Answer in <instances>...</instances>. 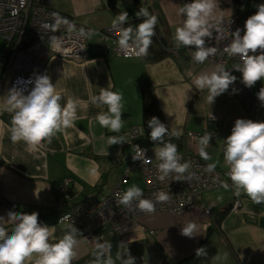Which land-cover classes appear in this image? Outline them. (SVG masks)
<instances>
[{
	"label": "crops",
	"instance_id": "obj_1",
	"mask_svg": "<svg viewBox=\"0 0 264 264\" xmlns=\"http://www.w3.org/2000/svg\"><path fill=\"white\" fill-rule=\"evenodd\" d=\"M50 1L54 11L91 30L87 46L89 59L83 63L57 58L47 47L39 54L42 74L48 75L54 83L61 95V105L68 98L78 101L77 119L71 127L56 132L38 145H28L22 140L14 143L10 139L13 113L4 100L1 101L8 89L0 92V216L7 219L8 211L38 212L39 221L54 226L53 237L59 238L68 230V224L59 223L61 212L54 194L61 184L70 183L73 203L109 195L118 188L124 193L123 186L130 180L131 164L130 161L125 163L131 147L125 134L142 125L139 116L146 81L153 86L167 127L183 137L184 150L190 151L188 132L215 134L206 148L210 159L200 157L207 163H215L216 169L223 173L229 171L224 160V140L231 134L236 119H250V116L229 90L210 104L207 90H197L192 83L195 76L211 72L216 65L207 61L195 63L191 59L193 49L177 48L174 42L175 30L184 20L179 9L191 0H146L144 6L158 9L162 18L159 28L169 54L152 65H143L137 58H123L111 39L105 37V29L113 27L115 19L107 7L108 0ZM115 1L120 9H134L133 0ZM234 14L232 0H216L211 21ZM225 69L242 82L232 65ZM109 87L123 96V126L119 133L98 124L95 117L107 111V106L97 107L90 99L98 95L101 88ZM109 136H123L126 142L110 146ZM90 168L96 169L95 175L90 174ZM144 187L145 180L141 190ZM239 198L242 207L238 211L225 210L235 199L232 190L229 187L227 192L214 190L204 195L203 204L196 210L177 216L144 217L124 234L103 227L95 232L96 238H99L98 243L111 244L106 255L111 256L114 264H121L117 256L124 258L126 249L135 258V264H264V203L257 204L243 193ZM205 209L211 210L210 216L205 214ZM219 214L226 216L217 225ZM189 223L193 225L191 237L181 234L182 227ZM5 227L10 231L12 225ZM151 232L154 236H149ZM76 239L72 264H93L97 247L84 239ZM200 248L205 251L198 256Z\"/></svg>",
	"mask_w": 264,
	"mask_h": 264
},
{
	"label": "clouds",
	"instance_id": "obj_2",
	"mask_svg": "<svg viewBox=\"0 0 264 264\" xmlns=\"http://www.w3.org/2000/svg\"><path fill=\"white\" fill-rule=\"evenodd\" d=\"M216 7V0H191L180 7L179 12L183 15V24L177 27L174 33L176 45L193 49L191 59L197 64H203L209 57L217 52L215 46H210L213 32L217 33L215 40L224 39L220 27L211 22ZM257 11L246 21L241 35V29L231 32L230 42L224 46V53L231 57H238L240 63L235 70L242 74V83L253 87L258 81L264 82V3L258 4ZM55 22L45 23L44 29L55 31L61 24L66 25L68 30L73 25L66 18H61L58 13H53ZM138 18L143 17L142 22L135 28L131 25L124 26L129 18L126 11L116 15L112 22L114 29L122 28V35L117 39V44L122 50H133L137 56H146L152 44V37L157 17L151 15L145 7H141L136 13ZM81 34L85 30L81 28ZM91 35V32H88ZM257 50H260L257 54ZM251 53V54H250ZM237 81L232 72L225 69L222 64H217L211 72H203L193 79L192 83L197 90H207V101L210 104L225 93L230 85ZM32 85L25 94V89L12 87L4 102L8 110L13 113L10 127V139L12 142L24 141L28 145H38L50 138L56 132L69 128L77 119L78 101L68 98L61 105V95L56 91L54 83L46 74L36 75L34 80L28 81ZM233 91H236L233 89ZM258 99L264 103V86L257 93ZM91 102L97 107L107 106V111L99 112L95 119L102 128L111 132L119 133L123 126L122 108L123 96L118 91L109 88H101L98 95L90 97ZM150 129L149 138L153 142H159L162 146L155 152L159 159V179L163 180L170 174H176V180L190 168L188 162H181L182 157L178 152L177 145L165 141L166 136L178 137L179 132L170 130L159 118L152 117L147 122ZM210 134L199 138V154L210 159L206 148L211 141ZM126 142L123 136H109L107 143L111 145ZM224 160L229 165L227 176L231 180V187L235 195L239 197L245 194L255 203H264V122H256L251 119L238 118L234 122L231 134L224 140ZM134 160L148 162L146 152L136 145ZM216 169L215 163H209L207 170L212 172ZM91 175L96 174L95 168H90ZM228 188V184L223 185ZM157 201H166L169 196L160 191L154 194ZM142 190L133 185L121 196L119 203L130 205L138 201L137 207L144 212H153L154 203L150 199H142ZM66 219L62 217L59 222ZM12 225L9 231L5 226ZM54 226H49L39 221V213L7 212V219L0 216V264H72L76 256L75 247L78 244L76 233L78 230L73 225H68V230L62 237L54 238ZM181 234L193 236V225L189 223L183 226ZM56 242L52 243L51 240ZM99 239V238H97ZM97 252L93 264H114L111 256H107L111 244L107 241L97 243ZM204 248L197 250L200 256ZM121 264H135V258L128 253L121 258Z\"/></svg>",
	"mask_w": 264,
	"mask_h": 264
},
{
	"label": "built area",
	"instance_id": "obj_3",
	"mask_svg": "<svg viewBox=\"0 0 264 264\" xmlns=\"http://www.w3.org/2000/svg\"><path fill=\"white\" fill-rule=\"evenodd\" d=\"M53 13L58 12L52 9L50 0H0V37L4 39V50L0 55V92L4 88L9 91L16 86L24 88L25 94H27V91L32 87L28 81L34 80L36 75H42L43 63L39 54L44 47H47L55 57L64 60L83 63L89 59L87 46L88 32L91 30L86 25L60 13L58 14L61 18H66L71 22L74 26L73 29L70 31L63 24L55 31L50 28L44 29L43 24L55 22ZM211 22L221 28L224 39L215 40L217 33L213 32L210 46H215L217 52L206 61L213 65L222 64L225 68L232 65L235 70L236 65L240 63L239 58L224 53L223 48L230 42L231 32L237 28L242 30L241 35H243L245 20L233 15ZM81 28L85 30L84 34L80 33ZM104 35L111 39L110 42L116 47L120 56L125 59H139L140 56H137L135 51L122 50L117 44V39L121 36V29L109 27L105 29ZM176 47L184 46L176 45ZM259 51L257 50V54ZM228 90L237 97L251 120L264 122V103L257 96L260 89L256 91L253 87L248 88L243 83L236 81L230 85ZM210 118L214 119V117ZM142 134L143 131L140 127L131 128L126 133L134 156L137 152L136 145H139L137 141ZM203 135L205 134L197 132H188L186 135L190 151L183 150L179 153L182 157L181 162H188L190 168L181 177V181L176 180L175 173L160 180L158 171L160 161L155 160L145 148L139 145L145 150L146 158L149 161L133 159L128 171L142 170L145 187L142 190L141 198L153 201V212L140 210L137 207L138 201H133L130 205L119 203L123 192L118 188L108 196L88 199L82 204L74 205L68 213L59 218L60 221L62 217H66L59 223L73 225L78 230L76 236L94 244L96 248L98 241L95 232L99 228L110 227L114 233L124 234L141 218L158 214L177 216L196 210L203 204L206 193L225 188L224 184L229 185L235 198L231 210L238 211L242 207V201L235 195L227 172L223 173L218 169L209 172L207 170L209 163L200 157L198 140ZM210 136L212 139L216 137L215 134H210ZM69 186L70 183L65 182L59 186V189L63 190ZM160 191L168 194L169 198L166 201L156 200L154 194ZM204 212L207 216L211 215L209 209H205ZM149 236H154V233H149Z\"/></svg>",
	"mask_w": 264,
	"mask_h": 264
},
{
	"label": "trees",
	"instance_id": "obj_4",
	"mask_svg": "<svg viewBox=\"0 0 264 264\" xmlns=\"http://www.w3.org/2000/svg\"><path fill=\"white\" fill-rule=\"evenodd\" d=\"M146 0H133L134 9L125 8L120 9L117 6L115 0H108L107 7L109 11L112 13L114 17L120 14L121 12L126 11L129 15L127 23L124 27L131 25L133 28L142 20L143 17L138 18L136 13L139 11L141 7H145L144 4ZM233 9L235 14L239 15L241 18L248 19L251 15L255 14L257 11V5L264 3V0H232ZM155 7V6H154ZM151 15H155L157 17V22L155 25V35L152 37V44L148 49V54L146 56H140L139 60L143 63V65H152L159 63L168 57V51L166 47V42H164V37L160 32V23L161 17L158 14V9H153L152 6L148 5L145 7ZM122 35V31H121ZM142 109H143V120L142 125L140 128L143 131L142 136L138 139L137 143L145 149H150L153 147H161L162 145L159 142H153L149 138L150 129L147 126L148 120L152 117H157L159 120L166 125L164 115L160 109L159 103L157 101L153 86L150 84L149 81H146L142 88ZM1 115V114H0ZM167 126V125H166ZM165 141L175 143L178 148V152L184 150L183 146V137H172L166 136ZM55 197L57 202L59 203L58 209L60 210L61 214H65L69 212L70 203L67 201V196H73V191L70 188L68 192L65 194L61 193L59 187L54 190ZM226 214H219L216 217V224L220 225L222 220Z\"/></svg>",
	"mask_w": 264,
	"mask_h": 264
},
{
	"label": "rangeland",
	"instance_id": "obj_5",
	"mask_svg": "<svg viewBox=\"0 0 264 264\" xmlns=\"http://www.w3.org/2000/svg\"><path fill=\"white\" fill-rule=\"evenodd\" d=\"M233 11H234V9H233ZM235 13V12H234ZM234 15H236V16H239V15H237V14H234ZM240 17V16H239ZM243 20H245L246 21V19H244V18H242ZM4 39L2 38V37H0V55L3 53V50H4ZM237 72V71H236ZM237 75H239L240 77H242V74L241 73H239V72H237ZM237 82H239V81H237ZM240 83H242V82H240ZM262 86H264V82H260V81H258L254 86H253V88L257 91V90H259ZM4 95L5 94H3L2 95V99H1V101L3 102V100H4ZM140 111H141V114H140V119H139V122L140 123H142V118H143V109H142V105H140ZM244 111H245V109H244ZM245 113H247V111H245ZM247 115H248V113H247ZM128 132V131H127ZM126 135V134H125ZM130 147V146H129ZM158 148L159 147H153V148H150V149H147V152L152 156V157H154V159L155 160H157V161H159V159L155 156V152L158 150ZM130 151L128 152V154H127V157H126V159H125V163H128L129 161H130V163H132V161H133V151H132V149H131V147H130V149H129ZM125 163H122V167L125 169ZM129 163V164H130ZM126 166H127V164H126ZM129 173H130V180H128L129 182L128 183H126V184H124V190L126 191L129 187H131V186H133V185H135V186H137V187H139L140 189H142L143 188V185H144V175H143V172H142V170L141 169H134V170H131V171H128ZM128 173V174H129ZM126 179V178H125ZM124 182V181H123ZM116 186V185H115ZM221 191L223 190V191H226L227 192V190H228V188H222V189H220ZM97 239V238H96Z\"/></svg>",
	"mask_w": 264,
	"mask_h": 264
},
{
	"label": "flooded vegetation",
	"instance_id": "obj_6",
	"mask_svg": "<svg viewBox=\"0 0 264 264\" xmlns=\"http://www.w3.org/2000/svg\"><path fill=\"white\" fill-rule=\"evenodd\" d=\"M69 189H70V186H69V188H66V189H63V190H60L61 191V193H63V194H65L66 192H68L69 191ZM110 195V194H109ZM102 196H108V195H101V196H94V197H90V198H87V199H84V200H82V201H79V202H75V203H73L72 202V200H73V196H67L66 197V199H67V201L70 203V206L71 207H69V211L71 210V208L72 207H74V205H79V204H82V203H84V201H86V200H88V199H93V198H95V199H98L99 197H102ZM66 214V213H65ZM64 214H61V216H63ZM60 216V217H61ZM103 228V227H102ZM99 229H101V228H99ZM76 238H79L78 236H76ZM82 239V238H81Z\"/></svg>",
	"mask_w": 264,
	"mask_h": 264
},
{
	"label": "water",
	"instance_id": "obj_7",
	"mask_svg": "<svg viewBox=\"0 0 264 264\" xmlns=\"http://www.w3.org/2000/svg\"><path fill=\"white\" fill-rule=\"evenodd\" d=\"M145 5H146V3H145ZM131 164H132V163H131ZM131 164L129 165V168H130ZM129 168H128V169H129ZM231 208H232V204L229 205V206L227 207V209H225V210H231Z\"/></svg>",
	"mask_w": 264,
	"mask_h": 264
}]
</instances>
